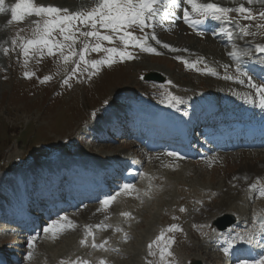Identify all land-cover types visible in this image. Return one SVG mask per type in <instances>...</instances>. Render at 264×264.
<instances>
[{
  "label": "rangeland",
  "instance_id": "1",
  "mask_svg": "<svg viewBox=\"0 0 264 264\" xmlns=\"http://www.w3.org/2000/svg\"><path fill=\"white\" fill-rule=\"evenodd\" d=\"M17 2L18 0H4L8 11L0 16L2 25L0 28V173L5 170L7 173L9 168L23 163L27 164L30 161L44 166L45 170L41 174L51 171L50 167L56 155L44 161H39L37 158L46 157L53 149H62L63 153L66 149H70L73 150L72 152L80 151L92 158H104L102 162L109 163L112 167L113 160H115L113 159L114 154L121 152L126 140L91 141L85 139V134L88 130L86 126H91L95 117H101L104 114L102 109L105 104L113 105L116 95L121 92L134 91L139 98H149L159 103L173 97L181 105L186 96L190 94H195L197 97L207 93L219 95L221 90L234 91L235 88L250 93L253 91L247 83L244 87L236 84L243 78L233 74L237 70L225 58V51L230 52V47L223 48L214 42L215 45L207 35H198L185 27L178 21L179 8L172 9L175 15L172 19H162L160 24L156 25L155 31L159 43L150 38L153 28H145L143 31L135 25L127 28L135 38H146V44H150L155 49L154 53L133 47L131 42L125 48L124 43L119 39V36L123 35V30L114 34L110 30L100 29L97 26L102 35L112 36L111 43L80 36L79 32L75 31L76 28L80 31L92 29L80 25L77 21L73 28L74 44L72 41H65L57 30L52 34L51 42L63 43L65 47L62 50L54 48L55 54L51 56L48 55L46 49L42 52L30 50L28 57H25L22 54L21 43L35 38L33 29L38 24L42 25L45 18L35 15L24 16L19 21L8 23L11 20V8ZM32 2L37 7L56 6L67 8L69 12L87 13L95 6L97 0H84L81 3L77 0H32ZM220 7L236 8L233 3L229 2ZM247 8L251 9L256 19L245 20L235 11L228 14V19L240 22L241 26L248 25L250 32L260 33V38L253 41L254 44H260L264 41V28L258 29L255 25L264 24V20L259 17V12L264 11V6ZM191 14L200 18L197 14ZM209 20L223 21V19L215 20L210 17L207 21ZM23 35L28 38L24 39ZM13 40L17 41L15 46L12 44ZM98 42L102 49L116 48L128 51L133 58L121 61L119 56H114L115 62L111 66L101 64L94 70L91 62L106 59L108 56V53L104 51H91V47ZM190 42H196L198 46L209 44L206 46L207 50H203L204 52L197 50L198 53L189 58L190 60L184 59L185 57L183 60L177 59L166 48L160 46V43L187 46ZM85 43L89 45V50L85 53V60L88 64L79 62L78 70L73 73L72 69L76 67L75 62L79 61V56H72L71 66H65L61 51L63 55H71L73 50L79 53ZM68 45H71V49ZM4 49H8L7 54ZM208 49L211 50L208 51ZM26 59L27 64H25ZM185 60L189 64H195V68L185 67L183 63ZM66 67L68 69L63 75L62 71ZM208 69L213 70L215 75L209 74ZM150 72L160 73L164 76L165 82L163 84L145 82L143 75ZM25 73L29 75L26 77ZM240 73L247 76V81L251 78L255 84L261 83L260 78L254 77L249 72L241 70ZM225 76H231L232 79L226 80ZM45 77L49 79L45 81ZM65 79H68L67 84L64 83ZM123 95L126 97V94ZM253 95L258 98L256 93ZM122 101L123 99L120 98L118 102L122 103ZM116 112L120 116H126V114L130 116L134 112V107L126 103L125 108L119 105ZM129 120L133 121V118ZM114 129L113 127L112 130ZM113 134L109 132V135ZM152 137H157V133L152 134ZM196 149L202 151L201 147H196ZM254 154H256V159H261L264 152L257 151ZM141 159L142 165L137 159L132 160L142 168L135 175L137 179L134 182L136 187L133 192L134 198L119 196L112 205L103 206L102 211L99 209V212L96 210L98 215L110 213V223L122 224L132 236L130 241L121 242L119 235V238H116L117 243L116 239L110 238L111 242L114 241V244L119 245L121 252L124 251L126 258L122 259L119 255L112 253L115 256L109 254L110 256L103 257L107 261L106 264H161L159 251L168 240L173 241L170 245L172 255L168 257L170 264H188L193 259H202L210 264H223L221 256L208 244L212 237L208 234L214 233L209 222L210 219L221 217L224 213L236 215L237 210L242 213L247 212L246 209L241 210L242 207L239 205L242 202L238 199L231 200L228 208L216 207L221 202L218 187L221 186L226 176L237 172L243 165L247 169V166L242 160H232L227 154H223L217 160L209 157L200 160L194 157L184 159V162L179 163H173L171 156L164 157V159L162 157L160 164L151 161L150 157L149 160L145 157ZM164 161L167 162L165 166ZM251 163L256 164L253 161ZM7 186L10 187L8 180L6 178L3 180L0 175V188L3 193L14 198L15 194L13 195ZM6 190L10 193L7 194ZM182 197L189 199L184 207L180 204ZM199 201H203L205 205H208L207 209H210L202 218L195 212L197 209H202L198 205ZM242 201H245L242 205L244 208L260 210L262 207L261 211L264 210V200L251 203L247 198ZM209 205L212 207L209 208ZM180 208L184 211L179 212ZM74 212L73 216L77 222L82 227L88 228L86 222ZM121 213L128 215L124 216ZM88 223L91 221L87 220ZM172 225H176L179 230L167 231ZM1 228L9 229V225L0 222V242L8 237V232L2 233ZM153 229L154 231L157 229L154 236L159 237L163 232L164 239L158 242L159 246L153 243L150 250L148 245L151 244L150 233ZM85 236L84 231H73L66 233L65 236L57 235L56 239L50 242L48 240L51 238H42L40 242L48 247L46 252L42 251V246L38 250L42 254H38V257L34 254L31 259L26 258V262H24L25 246L18 247L17 239L14 240L13 245L12 243L9 245L8 248L12 249L7 252L17 259L20 257L19 264H71L73 260H77L73 264H82L84 260L94 264L92 263L93 258H101L106 253L103 251L95 253L94 248L89 249V239L81 245L80 241ZM156 240L157 237H155ZM121 243L123 244L120 245ZM150 251L152 255H149Z\"/></svg>",
  "mask_w": 264,
  "mask_h": 264
},
{
  "label": "snow or ice",
  "instance_id": "2",
  "mask_svg": "<svg viewBox=\"0 0 264 264\" xmlns=\"http://www.w3.org/2000/svg\"><path fill=\"white\" fill-rule=\"evenodd\" d=\"M254 2H259L264 4V0H247L248 4H252ZM4 0H0V12H4L5 9L3 7ZM181 4L188 5L191 7V12L197 14L200 17L204 18H212L215 20H228V14L232 11H235L240 15L241 18L245 20H254L256 17L252 14L251 9L241 5L232 8L220 7L215 3H198V0H97L95 6L88 11L84 12H69L67 8L56 7V6H39L33 4L32 0H18V2L11 8V20L19 21L24 16H38L45 18L43 24H38L33 29L34 39H28L21 43L22 54L25 57H28L30 50L33 51H43L47 50L48 55H54V48L62 50L65 45L63 43H52L51 37L54 32L57 30L63 36L65 41H72L75 43V32L73 31L75 22H79L80 25H85L90 27L92 30L90 31H80L79 28H76V32H79L80 36L95 38L97 41H108L112 42V36L110 35H102L97 28L99 26L100 29L110 30L112 33H120L122 30L127 29L130 26L135 25L141 31L145 28H154L156 25L160 24L162 19H166L172 9H176L181 7ZM63 13V15H61ZM260 19L264 20V11L259 12ZM183 20L190 27H194L195 23H202V20L194 21L191 19L189 11L185 9L183 11ZM237 27L239 28V32L243 34V36L255 35V33L249 31V26H240L238 21ZM256 28L261 29L264 28V24H256ZM224 35L231 41L233 39V32L229 29H222ZM198 35L200 33H197ZM119 39L124 43L125 48L131 42L133 47H138L142 51H146L149 53H154L155 49L147 46L146 38L137 39L130 32L124 31L123 35L119 36ZM152 40H157L155 34L151 36ZM17 43L16 40L12 41L13 46ZM157 43L159 41L157 40ZM71 49V45H68ZM163 47L169 48V45L164 44ZM89 50V45L85 43L79 53H76L74 50L71 52V55H63L61 51L62 59L64 63H67L72 56L78 55L79 61L75 62L76 67L72 69V72L75 73L79 68V62H83L86 65L88 61L85 60V53ZM171 51H176V49H170ZM256 52L264 53V46H257ZM91 51L99 52L104 51L108 53L106 59L96 60L91 62V67L95 70L99 65L106 64L111 66L114 63V56H119L120 60L123 61L125 59H132L131 53L128 51L118 50L116 48H101V44L98 42L94 46L91 47ZM5 54L8 53V49H4ZM231 56L237 57L238 55L251 57V53L248 51H233L230 53ZM179 59V58H178ZM264 63V60L260 61ZM185 67L195 68V64H189L187 60L183 61ZM25 64H27V59L25 60ZM208 73L215 75V72L211 69H208ZM26 77L29 75L25 73ZM243 75V73H241ZM49 77H45V81L48 80ZM224 79L231 80V76H225ZM44 82V81H42ZM241 84L244 83L243 80L239 81ZM64 83H68V79L64 80ZM247 86L253 89L261 99V106H264V79H262L260 84L253 83L252 79L249 78L247 81ZM169 99L174 100L175 98L169 97ZM169 155H175L174 153H169ZM131 185H124L123 190L131 189ZM250 190H256L259 194V197L264 198V184L257 181L252 184ZM115 197H110L107 200H104L102 204L107 207ZM184 211V209H180ZM122 215L127 216V213H122ZM66 218L61 217L60 221L65 220ZM60 221L53 222L48 225V227L44 228L45 234H51L53 238L62 231L65 227L64 224H61ZM261 223L264 224V219H261ZM69 226L71 222H68ZM179 230L176 225H172L167 229V231ZM116 231H119L117 228ZM86 236L92 235L90 231L86 230ZM163 232L157 240L154 241V244L158 245V242L163 240ZM239 240L241 243L247 242L251 243L252 241V233L248 232L244 235H238L234 237L229 242V247H232L234 243ZM81 245L85 244V240L80 241ZM106 243V242H105ZM173 241L168 240L165 242V246L160 248V262L161 264H170L168 257H171L172 253L170 251V245ZM29 248L33 247V242L30 240L28 244ZM104 245H96L92 244V247H103ZM159 246V245H158ZM153 247L152 244L148 245V248L151 250ZM225 255L228 254V249H224ZM149 255H152V252H149ZM28 259H31V253L29 254ZM86 264V262H84ZM100 264H104L103 261ZM257 264H264V259H261L257 262Z\"/></svg>",
  "mask_w": 264,
  "mask_h": 264
},
{
  "label": "bare ground",
  "instance_id": "3",
  "mask_svg": "<svg viewBox=\"0 0 264 264\" xmlns=\"http://www.w3.org/2000/svg\"><path fill=\"white\" fill-rule=\"evenodd\" d=\"M77 1H80L79 3L84 2V0H77ZM221 1H224V3L228 2V1H232V2H234L235 5H239L241 1H247V0H198V3H215L218 6H222L223 4H221ZM69 3H71V1ZM254 3L257 4L259 2H254ZM184 7H186V6H184ZM2 13H4V12H0V14H2ZM208 26H209V28H215V29H213V31H209L208 32V35L210 36L212 41H214L216 43H219L221 45L225 44V35L223 34L222 29L227 28V29H229L232 32H233V30L239 29L236 24H232V23H227V24L223 25V24H218V23L211 22V23L208 24ZM0 28H1V24H0ZM233 38L235 40L233 42L234 50L235 51H239V52L248 51V52L251 53V57L242 55V59H241V58H239V57H241V55H238L237 57H233L230 54H227V57H228V59L231 62H233L235 64L244 65L245 67H249V65H252L253 67H256V68L264 65V63L260 62V61H262L264 59L260 58L257 53H255L254 51H251L248 48V45L250 44L249 41H245V40H243L241 38H238V36H236L235 34H233ZM197 44L198 43H196V42H190L187 46L186 45H184V46L174 45V46L177 47V48H184L183 50L185 52H188L189 50H192V51H195V50L203 51V50H207L206 46L209 43H207L206 45L202 44V45H199V46ZM258 46H264V45H258ZM210 50L211 49H208V51H210ZM255 64H257L258 66H255ZM121 93H124V92H121ZM201 102H202V105H201ZM201 102L197 101L195 106H196L197 109H200L201 106H205L206 114L202 115L201 118L187 117V125L182 126V129H183L184 132H186L189 129H191L192 128L191 126H196L198 123H202L207 118H210V116L207 115V112L209 110L208 107L211 108V109L216 110L215 113H217V114L211 117L212 119L215 120V122H214L215 125L216 124L219 125L220 121H222V120H227V119L233 120V119H235V118H231V116H234V115H231V114L224 115L222 113L223 111H230L231 113H233V112L237 113V115H240L241 118H242L245 115L240 112V109H236V108L237 107H240V108L243 107V111H244L245 107H247L248 105L253 103V98L252 97H246V96H243L240 100H237V99L234 98V102H224L222 104V106H221L222 109H220L219 107H217L215 105L214 99L210 95H205L202 98ZM260 110H264V106H260ZM153 117H157V118L160 119V118H162V115L161 114H156ZM140 128L144 129L145 126L141 125ZM231 128L233 129V127H231ZM171 129H172V127H171ZM214 130H215V126L213 128H209L206 131V134L210 135V134L213 133ZM221 130H222V134H223V136L225 138V134L229 133V129H226L225 127H222ZM182 134H184V133L182 132ZM242 135L245 136L246 132H243ZM100 137H101V135L99 133H95L93 139H98ZM207 137H208L209 141H212V142L214 141L212 136H207ZM216 139H219V136H217ZM249 139L252 140V139H255V138H253L252 135H250ZM184 140L188 143L189 136H185ZM213 145L215 146L216 144H213ZM243 146H245V144L242 141L232 142V143L227 145V149L226 150H228V149H236L233 154L232 153L228 154L229 155L228 157H230L232 160H237V159L242 160L243 163L247 166V169L244 167V165L242 163L241 165H243V166H241L242 168H240V169H243V167H244V169L242 171H240V169H239V171L237 173L233 174V176L231 175L232 177H226L224 179V181L222 182L221 186L219 185L220 187L217 186L218 188H220L219 189V195L221 196V199H220L221 202L218 205H216V207L220 206V207L228 208L229 202L231 200L232 201L236 200V199L241 200L240 198H238V196H240V194H241L240 190L243 189V188H246V187L250 188V185H252V184L257 182V175L264 174V155L261 156V159H259V158L256 159V158H254L255 157L254 152L253 151L246 152L245 150H243ZM216 149H219V148L216 147ZM59 150L60 149H53L50 154H52V153H54L56 151H59ZM124 150H126V149H124ZM118 154L121 155L122 152H120ZM160 155H163V154H161V153H152V154H149V155L145 154L146 157L147 156L148 157L149 156L155 157V158L150 157L155 162L157 160L156 158L159 157ZM215 157H217V155ZM42 158H45V157H42ZM42 158H40V159H42ZM252 161L256 162V164H252L251 163ZM164 163L166 164V162H164ZM165 164H164V166H165ZM3 170H4V168H3ZM243 172H245V173L243 174ZM15 179H19L18 173L15 175ZM209 180H211V179H209ZM114 182H117V179H112L111 183H114ZM235 193H237V194H235ZM239 206L242 207L241 205H239ZM205 208H208V207L205 206ZM209 208H211V207H209ZM241 210H245V208L242 207ZM92 211H94V209H90L87 212V214L86 213H79V216L80 217L81 216L86 217V218H88L90 220V218L92 217V214H91ZM236 213H237V215L239 216L240 219H243L245 217L244 222L246 223L247 226H249L251 224V222H248V220H250L254 216L253 212H249V210H247V212L242 213V211L237 210ZM239 213L241 215H239ZM199 214L201 216H203V215H205V212L204 211H200ZM69 217L71 219L73 218L72 216H69ZM98 219H99V217H97V220ZM94 223L95 222H93V224ZM75 225H76V227L81 228L80 224L77 223ZM82 230H84V229H82ZM152 232H153V230L150 233L151 235H152ZM62 233H64V231ZM19 235H20L19 232L18 233H13V236H15V237H19ZM30 240L32 241L33 239H27L26 238L25 244H29ZM103 242H105V240L102 241V243ZM42 246H44V247H42ZM41 247L43 248L42 251L46 252L45 250L48 247L46 245H43V243L40 242L37 245V248H41ZM29 249L27 251H29L31 253V255H32L33 251L29 250ZM40 253L42 254V252H40ZM204 264H210V263H206L204 261Z\"/></svg>",
  "mask_w": 264,
  "mask_h": 264
},
{
  "label": "water",
  "instance_id": "4",
  "mask_svg": "<svg viewBox=\"0 0 264 264\" xmlns=\"http://www.w3.org/2000/svg\"><path fill=\"white\" fill-rule=\"evenodd\" d=\"M148 79H152V80H157V81H161V79H159L157 76H153V75H150L147 77ZM198 264V263H196Z\"/></svg>",
  "mask_w": 264,
  "mask_h": 264
}]
</instances>
